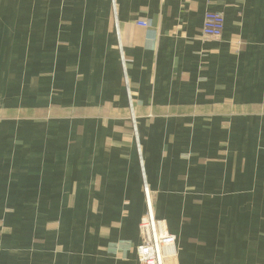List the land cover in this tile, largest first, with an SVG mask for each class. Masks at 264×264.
Returning a JSON list of instances; mask_svg holds the SVG:
<instances>
[{"label": "crops", "instance_id": "obj_1", "mask_svg": "<svg viewBox=\"0 0 264 264\" xmlns=\"http://www.w3.org/2000/svg\"><path fill=\"white\" fill-rule=\"evenodd\" d=\"M145 185L163 264H264V0H0V264H147Z\"/></svg>", "mask_w": 264, "mask_h": 264}, {"label": "built area", "instance_id": "obj_2", "mask_svg": "<svg viewBox=\"0 0 264 264\" xmlns=\"http://www.w3.org/2000/svg\"><path fill=\"white\" fill-rule=\"evenodd\" d=\"M203 23L201 27V37L203 39L205 38H211V39H219L222 35V30L224 26V15L222 12L219 11H205L203 14ZM136 25L142 26L144 28H149L150 23L146 20H138L136 22ZM123 57V55H122ZM131 118L133 120L132 122V128L135 132L136 126L134 123L133 115L131 114ZM144 190L146 192L145 194V205H146V217L149 219L148 226L146 227V231L149 238L150 243V251L151 255L149 258H147L146 262L147 264H163V255L161 251L160 246V234H159V227L155 226L156 222L153 217V204L149 196V192L147 189V185L144 186Z\"/></svg>", "mask_w": 264, "mask_h": 264}, {"label": "rangeland", "instance_id": "obj_3", "mask_svg": "<svg viewBox=\"0 0 264 264\" xmlns=\"http://www.w3.org/2000/svg\"><path fill=\"white\" fill-rule=\"evenodd\" d=\"M163 261H164V259H163Z\"/></svg>", "mask_w": 264, "mask_h": 264}]
</instances>
